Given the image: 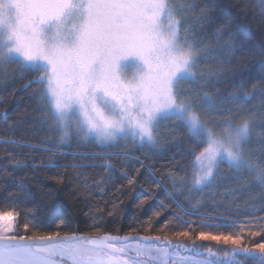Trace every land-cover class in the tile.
Masks as SVG:
<instances>
[{"label":"snow or ice","instance_id":"obj_1","mask_svg":"<svg viewBox=\"0 0 264 264\" xmlns=\"http://www.w3.org/2000/svg\"><path fill=\"white\" fill-rule=\"evenodd\" d=\"M260 4L264 8V0ZM194 8L189 0H0V71L16 66L34 77L30 83L60 143L75 133L106 148L124 142L157 148L162 127L177 125L188 136L186 146L176 147L190 161V192L211 190L224 165L237 179L254 182L248 190H259L264 206V107L258 116L228 106L246 109L255 99L243 85L228 97L208 93L205 85L218 83L222 77L216 74L225 69H200L208 57L186 19ZM205 12L200 23L211 20ZM171 178L174 188L185 186L183 175ZM177 206L183 210L178 201ZM18 216L0 211V264H264V242L244 247L235 220L224 231L201 225L213 230L171 234L192 241L189 246L173 244L167 235L120 236L99 229L28 235V224L25 234H17ZM262 229L264 223L243 231L259 236ZM197 240L231 247L220 255Z\"/></svg>","mask_w":264,"mask_h":264},{"label":"trees","instance_id":"obj_2","mask_svg":"<svg viewBox=\"0 0 264 264\" xmlns=\"http://www.w3.org/2000/svg\"><path fill=\"white\" fill-rule=\"evenodd\" d=\"M189 2L195 8L186 19L198 42L205 46L201 55L208 57L200 69L210 72L221 65L225 69L223 74H216L222 77L219 82L205 85L206 90L213 97H228L243 85V91L255 99L246 109L228 106L235 112L255 111L259 116L264 107V8L260 0ZM201 9H206L210 21L200 23ZM229 45L234 46L232 53L226 51ZM33 80L31 74L16 66L0 71V211L19 213L17 234H25L23 226L28 224V235L36 230L84 235L99 229L101 233L120 236L167 235L173 244L191 246L192 241L171 234L190 231L194 235L213 230L201 225H220V231H224L223 226L235 220L236 228L242 230L239 234L244 247L264 242V234L250 236L243 231H254L264 223L261 193L248 190L253 181L237 179L222 165L211 190H188L190 161L176 147L186 146L188 136L179 126L164 125L157 148H106L76 138L62 144L36 85L30 83ZM253 85L257 86L254 92ZM256 123L259 125L260 120ZM257 140L254 134L253 156L259 148ZM174 174L177 178L184 176L183 188L179 184L173 187ZM22 186L26 191H21ZM195 243L210 245L220 255L231 247L214 241Z\"/></svg>","mask_w":264,"mask_h":264},{"label":"rangeland","instance_id":"obj_3","mask_svg":"<svg viewBox=\"0 0 264 264\" xmlns=\"http://www.w3.org/2000/svg\"><path fill=\"white\" fill-rule=\"evenodd\" d=\"M74 138H76V139H80L75 133H72L71 135H70V137H69V139H68V142H70L72 139H74ZM81 140H83V139H81ZM67 142V143H68ZM100 146H102V145H100ZM118 146H121V147H124V148H126V147H133V146H135L133 143H131V142H124V143H121V144H119ZM102 147H104V146H102Z\"/></svg>","mask_w":264,"mask_h":264},{"label":"water","instance_id":"obj_4","mask_svg":"<svg viewBox=\"0 0 264 264\" xmlns=\"http://www.w3.org/2000/svg\"><path fill=\"white\" fill-rule=\"evenodd\" d=\"M133 236H138V235H133Z\"/></svg>","mask_w":264,"mask_h":264}]
</instances>
